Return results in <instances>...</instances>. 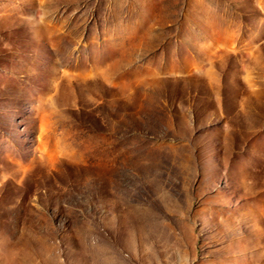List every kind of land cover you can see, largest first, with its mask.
Here are the masks:
<instances>
[{
  "label": "rangeland",
  "instance_id": "1",
  "mask_svg": "<svg viewBox=\"0 0 264 264\" xmlns=\"http://www.w3.org/2000/svg\"><path fill=\"white\" fill-rule=\"evenodd\" d=\"M0 264H264V0H0Z\"/></svg>",
  "mask_w": 264,
  "mask_h": 264
}]
</instances>
